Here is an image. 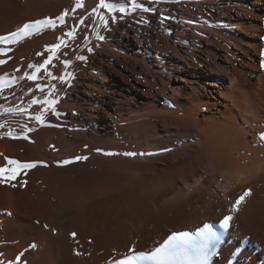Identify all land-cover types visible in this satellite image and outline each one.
Masks as SVG:
<instances>
[{"label":"bare ground","instance_id":"6f19581e","mask_svg":"<svg viewBox=\"0 0 264 264\" xmlns=\"http://www.w3.org/2000/svg\"><path fill=\"white\" fill-rule=\"evenodd\" d=\"M99 2L0 0V264H110L225 216L209 264L245 237L234 264H264V0Z\"/></svg>","mask_w":264,"mask_h":264},{"label":"snow or ice","instance_id":"6c2138e0","mask_svg":"<svg viewBox=\"0 0 264 264\" xmlns=\"http://www.w3.org/2000/svg\"><path fill=\"white\" fill-rule=\"evenodd\" d=\"M77 6H81L79 4V2L77 3ZM100 8L103 9H114V5L110 4L107 2V0H100L99 5ZM121 12L124 11V9H120ZM145 11H147V9H145ZM67 15V13H64L63 15L59 16L57 19H59L61 22H63L64 20V16ZM101 19H103V17H101ZM115 22V21H113ZM105 27H107V21L104 22ZM33 25L36 26H43V25H53L54 26V22L48 19H43V20H35L33 22V24H29V23H25L23 25V27H21L18 31L21 33H26V31L30 28L33 27ZM12 36H16L17 33L13 32L11 33ZM65 35L71 36V33H66ZM100 40H103L104 37L102 36H98L97 37ZM262 40H264V36L261 37ZM60 48V44H56L54 45L51 49H49V51L52 52V55L48 57V59L44 60V64L41 65V67H45L47 66L50 61L53 59V57L55 56V52ZM261 55L264 56V49L261 50ZM79 59L83 60L84 57H79ZM65 66L67 67L68 62L64 61ZM262 66H264V61H261ZM48 75H51V73H48ZM30 80H35V76H30L29 77ZM57 79H59L61 82L67 83V81H65L64 76H60L57 77ZM33 104L37 103V101L33 100L32 101ZM50 105H54L56 103L55 100L49 102ZM6 111H15V109H8ZM52 114L53 115H57L56 111L54 108H52ZM37 122L43 123L42 120V115H37L35 117ZM0 127H3L2 124H0ZM10 138H16L11 132L8 133ZM27 138V137H24ZM261 139H264V134H262ZM126 155H136L135 153H127ZM141 155H145L144 153H142ZM78 159H86V157H80ZM7 163L9 165H14L17 164L18 162L12 159H8ZM65 163H68V161H65ZM11 173L10 175H5L6 173ZM19 173L17 172L16 169H9L6 167H0V183H4V182H10L16 179V176ZM12 187H15V185H11ZM248 193H244L238 200L235 201V204L233 206V210L235 209V207L239 206L240 203L244 200V197L247 196ZM231 219V216H225L224 219L221 221V228H226L228 225L229 220ZM224 239V232L220 231V232H214V233H209L207 240L211 241V249H215V246L217 243H221L223 242ZM129 251H133L132 249H129ZM212 252L210 249H208V245L207 243H205V245L203 246L202 250H201V256L199 257V259L201 261H204L207 259L208 255H211ZM189 260V256L186 253H181L179 251H177V246L174 244H166L164 246L161 247H156L154 250H150V253L145 255L143 252H140L137 255H131V256H127L124 260H120L117 262V264H139V262H148V264H185V262Z\"/></svg>","mask_w":264,"mask_h":264},{"label":"rangeland","instance_id":"374dc122","mask_svg":"<svg viewBox=\"0 0 264 264\" xmlns=\"http://www.w3.org/2000/svg\"><path fill=\"white\" fill-rule=\"evenodd\" d=\"M208 20H210V19H208Z\"/></svg>","mask_w":264,"mask_h":264}]
</instances>
